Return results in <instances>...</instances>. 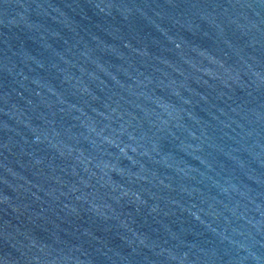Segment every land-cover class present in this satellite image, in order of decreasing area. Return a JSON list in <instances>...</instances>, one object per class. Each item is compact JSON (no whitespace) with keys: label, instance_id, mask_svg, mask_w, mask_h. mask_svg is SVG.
Returning a JSON list of instances; mask_svg holds the SVG:
<instances>
[{"label":"water","instance_id":"95a60500","mask_svg":"<svg viewBox=\"0 0 264 264\" xmlns=\"http://www.w3.org/2000/svg\"><path fill=\"white\" fill-rule=\"evenodd\" d=\"M0 264H264V0H0Z\"/></svg>","mask_w":264,"mask_h":264}]
</instances>
